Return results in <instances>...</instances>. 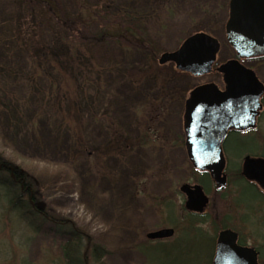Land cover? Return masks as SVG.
<instances>
[{
    "label": "trees",
    "instance_id": "16d2710c",
    "mask_svg": "<svg viewBox=\"0 0 264 264\" xmlns=\"http://www.w3.org/2000/svg\"><path fill=\"white\" fill-rule=\"evenodd\" d=\"M228 2L146 0L121 5L119 0H0V114H6L9 123L18 121L27 129L24 118L31 120L39 112L37 119L45 116V120L57 126L52 130L56 142L61 138L65 142L59 144L63 147L57 144V151L61 153L67 149L73 162L75 155L81 157L83 152L88 155L94 153L99 160H110L114 166L132 154L142 158L146 152H164L170 138L167 126L169 109L178 103L182 110L184 102H179L175 94L171 97L177 81L173 75H187L175 71L172 65L170 73L161 70L163 67L156 62L161 42L170 30L195 22L202 24L207 15L212 16L211 29L204 31L197 25L192 27L195 32L216 36L226 22L222 23L220 16L215 18L216 13L226 16ZM107 44H113L123 54L146 55L142 64L147 68L132 69V74L100 67L94 52L97 47ZM152 66L157 74L149 78ZM113 70L118 80L128 86L122 93L131 90L136 93V99L142 101L140 109H130V123L123 124L110 117L113 108L111 96L114 98L115 94L113 85L108 84L105 76ZM143 78L149 84L147 88L139 86ZM107 100L111 109H105L107 114L105 112L99 117L95 106L99 110ZM36 108L37 113H31ZM85 130L94 134L91 142L83 138ZM70 167L74 169V164ZM171 170L164 163L143 177L151 183L145 193L148 195L152 187L162 183L170 184L167 187L171 189ZM76 172L84 177V168ZM38 185L33 176L0 156V197L5 198L7 210L37 234L48 225L47 233L63 241L62 264H86L88 249L86 256L91 259L90 264H103L104 249L100 245L94 244L76 226L37 209V201L40 200ZM204 186L208 192V187ZM161 193L163 190L157 194ZM257 196L264 200L263 195L257 193ZM190 216L193 220L188 224L197 220L199 224L205 222L204 217ZM188 228L183 236L188 233L203 236L200 229ZM181 240L177 239L172 246H163L162 242H154L150 246L164 258H170L174 250L181 254L186 252L187 244ZM85 244L87 249L83 252ZM180 245L185 246L182 247L185 250ZM146 251L147 262L152 264ZM186 260L183 264L190 261Z\"/></svg>",
    "mask_w": 264,
    "mask_h": 264
},
{
    "label": "rangeland",
    "instance_id": "374dc122",
    "mask_svg": "<svg viewBox=\"0 0 264 264\" xmlns=\"http://www.w3.org/2000/svg\"><path fill=\"white\" fill-rule=\"evenodd\" d=\"M144 1L146 0H119V3L124 5L129 2ZM218 16L222 23L227 19V15L216 13L215 18ZM210 17L212 16L207 15L206 21L202 24L195 22L166 33L160 45L161 49L157 48L159 50L156 55L157 64L162 53L177 50L188 36L206 33L195 32L192 26L197 25L204 31L211 29ZM211 36L220 44L218 62L224 63L233 59V51L225 37V23L221 33L217 32L216 36ZM94 55L96 63L105 69L116 68L133 74L132 69L147 68L142 64L146 55L123 54L113 44L97 47ZM247 65L264 82V61ZM161 67L165 73L171 72V64ZM114 70L106 73L105 76L108 84L113 85L115 94H113L114 98L111 96L113 108L110 117L117 118L123 124L130 123L132 118L130 109L134 111V108L141 107L142 101L137 100L136 93L131 90L122 93L128 86L118 80ZM149 73H152L149 75L150 78L157 74V71L152 66ZM173 78L177 81L176 88L171 90V97L175 94L179 102L186 100L194 86L222 83L221 78L215 74L203 78L178 74L173 75ZM141 82L139 86L142 88H147L149 85L145 78ZM93 104L96 105L95 102ZM95 108L101 117L103 113L107 114L105 109H111V105L107 100L104 107L99 110L98 106ZM169 110L167 126L170 130V138L165 151L146 152L142 158L132 154L119 160L116 166L110 160H99L94 153L88 155L83 152L81 157L75 155L74 162L70 161L72 159L68 156L67 149L61 148L62 152L59 153L57 144L61 145L64 140L61 138L58 143L56 142L52 130L57 126L45 120V116L37 119L39 113L37 108L31 112L37 113L35 117L31 120L29 117L24 118L27 120V129L21 122L9 123L8 116L0 114V156L14 162L20 170L34 177L39 184L40 200L37 203L44 205L43 211L76 226L94 244L104 249V257L101 259L103 264H149L144 253L145 249L152 264H183L186 259L187 262L190 259L188 264L191 261L194 264H211L215 238L224 229L235 231L239 234L242 243L260 249L258 261L259 264H264V200H260L257 196V193L263 195L264 199V193L260 192L256 185L249 184L257 190L256 193L240 174L242 161L246 155L264 158V112L259 118L255 131L248 136H233L225 143L227 186L216 191L210 179L202 178L200 173L195 172L188 160L184 150L183 111L180 104L173 105ZM24 119L22 121H25ZM107 120L106 117L105 121ZM88 130L84 131L83 138L91 142L94 134ZM60 145L59 147H63ZM68 162L71 164L69 165ZM164 163L170 170L172 169L171 189L167 187L170 184L162 183L152 187L147 195L145 190H149L151 183L143 180V177L149 176L150 171L158 165L163 166ZM73 164L74 169H71L70 166ZM82 168H84L83 178L76 172ZM136 178L137 180L134 181ZM184 183L208 187V192L205 186L203 187L209 197V204L203 215L205 222L202 224H199L198 220L196 224H188L193 218L184 210L185 197L179 192V188ZM162 190L163 193L158 195L157 193ZM152 195L155 196L150 197ZM5 202V198L0 197V264H62L63 241L47 233L50 228L48 225H45L38 234L33 232L16 214L7 210ZM153 203L157 205L152 206ZM188 226L192 229H200L203 236L197 233L195 236L190 233L183 236V233L189 229ZM167 228L173 229L175 235L171 239L162 241L163 246L167 244L172 246L177 239L182 238L181 241L188 247L186 252L181 254L174 250L172 257L164 258L156 248L151 247L153 245L146 240L145 235ZM202 238L205 240L201 243ZM85 243L87 244V241ZM86 244L83 252L87 249ZM88 250L85 253L86 264L91 263V259L86 256Z\"/></svg>",
    "mask_w": 264,
    "mask_h": 264
},
{
    "label": "water",
    "instance_id": "95a60500",
    "mask_svg": "<svg viewBox=\"0 0 264 264\" xmlns=\"http://www.w3.org/2000/svg\"><path fill=\"white\" fill-rule=\"evenodd\" d=\"M228 8L225 36L236 56L242 59L264 55V0H230ZM218 51L216 39L196 33L184 40L176 51L161 54L158 64L172 63L181 72L203 76L211 72ZM217 71L222 74L225 91L220 92L215 84L192 90L185 102L183 128L190 163L208 172L217 188H223L226 176L221 144L230 129L244 130L253 126L251 118L258 95L252 73L236 60L221 65ZM241 120L245 122L238 124ZM241 175L264 190V159L245 157ZM179 191L186 196L188 212H204L209 200L201 186L183 184ZM43 207L42 203L37 206L40 211ZM173 235L172 229H161L146 234V238L155 241ZM236 239V233L231 230L219 233L212 264H257V253L237 246Z\"/></svg>",
    "mask_w": 264,
    "mask_h": 264
},
{
    "label": "flooded vegetation",
    "instance_id": "af4514ba",
    "mask_svg": "<svg viewBox=\"0 0 264 264\" xmlns=\"http://www.w3.org/2000/svg\"><path fill=\"white\" fill-rule=\"evenodd\" d=\"M234 54V57L233 59H236L235 57V53L233 52ZM264 61V55H260V56H255V57H247V58H243L241 60H239V62L248 70L252 73V76L251 78L254 79L255 83H256V90H257V101H256V109L253 111V118L252 119V124H253V127L249 128V129H239L237 127H234L233 129H230L228 134H227V137H226V140L225 142L223 143L222 145V152H224L225 150V143L227 142L228 139H231L233 136H240V135H249L251 134L253 131H255V129L257 128V124L259 122V118L261 117L262 113L264 112V82H262V80L259 79V77L257 76V74L255 73V71L252 70V68H250V66H248L247 64H252V63H255V62H262ZM221 64L223 63H219L218 61H216L215 65L213 66V69H212V75L216 74L218 77L221 78V81H222V76L220 74H218L217 72V67L220 66ZM205 85V84H203ZM201 85H198V86H194L192 88V90L195 88V87H199ZM218 86V89L223 92L225 91L226 89V86L223 85V83H221L220 85H217ZM190 90V91H192ZM189 91V92H190ZM189 94V93H188ZM245 121L244 120H241L238 124H243ZM182 132H183V143H184V150L186 152V147H185V133L182 129ZM187 155V153H186ZM226 164V162H225ZM226 166L227 164L225 165V175H226V172H228V170L226 171ZM204 176H207V178H209V175L205 174ZM227 176V175H226ZM196 224V223H195ZM236 243L242 247H250L246 244H244V242L242 243L241 242V239H240V236L239 234L237 233V239H236ZM253 248V247H251ZM257 253H258V258H259V255H260V249L258 248H253Z\"/></svg>",
    "mask_w": 264,
    "mask_h": 264
}]
</instances>
